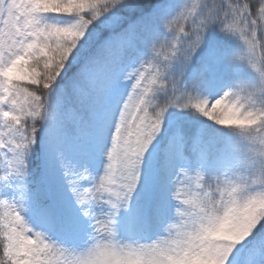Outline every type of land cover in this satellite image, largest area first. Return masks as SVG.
<instances>
[{
	"label": "snow or ice",
	"instance_id": "6c2138e0",
	"mask_svg": "<svg viewBox=\"0 0 264 264\" xmlns=\"http://www.w3.org/2000/svg\"><path fill=\"white\" fill-rule=\"evenodd\" d=\"M0 264H264V0H0Z\"/></svg>",
	"mask_w": 264,
	"mask_h": 264
}]
</instances>
